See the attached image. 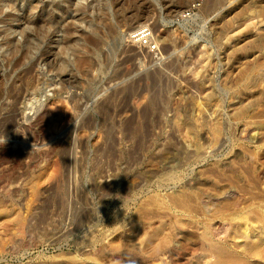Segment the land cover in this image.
I'll return each instance as SVG.
<instances>
[{
    "label": "rangeland",
    "instance_id": "obj_1",
    "mask_svg": "<svg viewBox=\"0 0 264 264\" xmlns=\"http://www.w3.org/2000/svg\"><path fill=\"white\" fill-rule=\"evenodd\" d=\"M47 1L0 0V264L215 259L209 229L230 248L229 213L264 210V0H78L83 37L56 47L64 14L43 44L83 58L63 72L81 87L55 95L59 64L36 61Z\"/></svg>",
    "mask_w": 264,
    "mask_h": 264
},
{
    "label": "bare ground",
    "instance_id": "obj_2",
    "mask_svg": "<svg viewBox=\"0 0 264 264\" xmlns=\"http://www.w3.org/2000/svg\"><path fill=\"white\" fill-rule=\"evenodd\" d=\"M86 5V4H85ZM82 5V2H78V0H76V2H75V0H58V1H55V0H48L47 2H45V3H41L40 2V10H43L46 6L47 7H51L50 9H51V12L50 13H48L49 15H48V18H41L42 20L41 21H39V23L40 24H48L47 26L49 27V29H47L46 28V26H45V28H46V30H45V28L43 27V29H42V32L40 33V34H37L38 36V38H39V40H38V42L40 43V46H38V47H40V52H39V55H38V59H36V61L38 60V63H37V65L39 64V65H41L42 64V66L43 65H47V66H50V68L51 67H53L54 65H56V63L57 64H59L58 62H54V61H56V60H54L53 62L50 60V56H49V53L53 50H56V49H54V47H52V48H47V47H45V46H43V44L45 43V42H48V40L49 39H53L54 40V36L56 37V35L59 33V31L57 32V30L55 29L56 27H57V24H61L62 22H64V20L63 21H61V19L60 18H58L59 16L62 18L63 17V15L64 14H66V15H68V19H66V23H63V24H65V25H63V28H65V29H63L64 31L62 32L61 31V33H62V36H61V34L59 35V40H57L54 44L56 45V47L59 49V50H65V49H67V48H69L70 47V45L71 44H73L74 45V42L76 43L78 40L76 39V38H78V37H83V35L85 34V32H84V30H81V29H79V26L77 27V25L75 24V22L77 21V23H79L80 21H83L84 19H86V18H84L83 20H80L79 21V19H78V17H85L87 14H85L83 11L85 10V9H88V7H89V5ZM69 7H73V11L71 12L70 10L68 11V8ZM70 8V9H71ZM46 9V8H45ZM48 11V10H47ZM74 14H78V16H76V15H74ZM46 16V15H45ZM65 16V15H64ZM47 17V16H46ZM70 17H72V22L71 23H69V21H71V20H69L70 19ZM82 19V18H81ZM138 19V18H137ZM67 20H69V21H67ZM76 20V21H75ZM101 20V21H100ZM79 21V22H78ZM104 21V19H102V17H100V18H98L97 19V24H99L100 25V23H102ZM140 21V20H139ZM83 23V22H82ZM82 23H79L80 25L82 24ZM135 23H136V20H135ZM44 24V25H45ZM39 26V25H38ZM41 26V25H40ZM43 26V25H42ZM65 26V27H64ZM142 27V26H141ZM140 27V28H141ZM89 29H90V32H91V34L89 35V36H87L88 37V39H86V41H88V42H91V43H96L97 41H99V35H98V32H99V28H100V26H97V25H94V26H89L88 27ZM139 29V28H138ZM39 30L41 31V29L38 27V33H39ZM57 35V36H58ZM76 36H78V37H76ZM61 37V38H60ZM58 38V37H57ZM56 38V39H57ZM55 39V40H56ZM75 40H77V41H75ZM127 40V39H126ZM150 40L151 41H154V40H156V38L153 36V35H151V38H150ZM50 42V41H49ZM48 42V45H50V43ZM52 42V41H51ZM160 42V41H159ZM78 43V42H77ZM51 44H53V43H51ZM39 45V44H38ZM46 45H47V43H46ZM54 45V46H55ZM77 45V44H76ZM51 46V45H50ZM57 49V50H58ZM55 52H57V51H55ZM75 52H77V49L75 48ZM53 53V52H52ZM51 53V54H52ZM136 53H134L133 54V56L135 55ZM54 55V54H53ZM55 55H56V53H55ZM55 55H54V57H55ZM57 55H58V53H57ZM137 56H138V54H136ZM75 56V55H74ZM51 59H52V56H51ZM54 59V58H53ZM58 61V60H57ZM65 62L68 64H70V63H72V62H74V63H76V64H74V65H77L78 67H79V64H81L82 62H83V58L82 57H80V56H78L77 54H76V56H75V58H74V60H70V58H69V60L68 59H66L65 60ZM65 62H63V64L61 65V64H59V65H57V66H55V67H57L58 69H57V71H60V73L59 74H57L58 72H56V74L55 75H57V79L58 80H56L55 82H54V84H56L57 86H56V88H55V90L53 91L54 93H53V95H55V94H59V93H61V92H63V91H66V90H68V89H70V86H72V85H76V87H81L80 86V84H81V80L78 78V76L77 75H75V74H73L72 72L70 73V71H68V73L67 74H65V73H63L65 70H66V64H65ZM36 63V62H35ZM38 65V66H39ZM41 66V67H42ZM76 66V67H77ZM54 67V68H55ZM46 68H48V67H46ZM52 69V68H51ZM51 69H48V70H51ZM47 70V69H46ZM70 70V69H69ZM54 71V70H53ZM71 71H73L72 69H71ZM39 74H38V77H37V81L40 83L41 81H44V76L46 75L44 72H38ZM54 77V76H53ZM55 78H56V76H55ZM55 80V79H54ZM59 85V86H58ZM72 90V89H71ZM74 90V89H73ZM76 91V90H75ZM73 92V91H72ZM76 93V92H75ZM72 95V94H71ZM71 95H70V97H71ZM74 95V94H73ZM76 96V95H75ZM74 97V96H73ZM72 98V97H71ZM42 105V108H41V106H40V109H43L44 111H47V112H51V113H53V112H55L56 111V107H50L49 105L47 106L46 105V103H41ZM57 106V105H56ZM247 209V208H246ZM254 209V208H253ZM264 209V208H263ZM233 210V209H232ZM235 210V209H234ZM232 211L231 213H229V216H225L226 215V213H227V211L226 212H224L225 213V215H223L222 217H226V224H227V226H228V228L226 227V229H225V227H224V231L226 232V231H229V233H225V236H226V234H228V236H229V238H234L233 239V241L234 242H232V245L234 244V248L232 247V245H231V247H232V251H229V250H231L230 248H228L227 246H226V243L224 244V239L225 238H227L228 239V237H224V236H222V237H224V239H220L221 238V236H220V238L218 237V235H217V237H216V234L214 233L213 234V231L215 230V229H217V228H213V226L211 225V227L213 228V230L212 229H209V230H211V233L210 232H208L209 234L208 235H205L206 237H207V239H206V242H208V245H206L205 244V248H206V246H207V248L206 249H209L208 250V253H210V252H212V253H214L215 254V256H217L215 259H217V261L220 259L219 257L220 256H222V255H228V258L227 259H225V260H222V258L224 259V257H222L220 260H219V263L218 264H220L222 261H223V263H225L226 262V260H227V264L229 263V264H264V210H260V209H255V210H250V212L248 211V210H246V211H242V209H241V211H237V210H240V209H236L235 211ZM231 211V210H230ZM229 211V212H230ZM248 211V212H247ZM211 212H212V210H211ZM211 212H209V213H211ZM216 214H217V216H218V214H220V213H223V212H220V213H217V212H215ZM212 214H213V212H212ZM211 214V215H212ZM210 215V214H209ZM212 216H214V215H212ZM216 216V217H217ZM219 216H221V215H219ZM215 217V216H214ZM220 218V217H219ZM214 219V218H213ZM215 219H218V218H215ZM222 219V218H221ZM220 219V220H221ZM223 219V220H224ZM222 223V222H221ZM208 224V223H207ZM212 224V223H211ZM225 224V221L223 222V225ZM206 225V224H205ZM204 225V226H205ZM209 225V224H208ZM218 225V224H217ZM222 225V224H221ZM220 225V226H221ZM219 226V225H218ZM219 226V227H220ZM200 227V229H202L201 228V226H199ZM207 227V226H206ZM210 227V228H211ZM204 228V227H203ZM209 228V227H208ZM207 228V229H208ZM219 229H222V228H219ZM208 230V231H209ZM205 231H206V229H205ZM204 231V232H205ZM221 231V230H220ZM219 231V232H220ZM184 232V231H183ZM186 234L188 233V232H185ZM207 233V232H206ZM205 233V234H206ZM222 233V232H221ZM201 235L203 234V232H201L200 233ZM199 234V237L201 236ZM194 236V235H193ZM184 237H186L185 236V234H184ZM190 237V236H189ZM202 237V236H201ZM200 237V238H201ZM204 240H205V238H204V236L202 237ZM201 238V239H202ZM231 239V240H232ZM203 240V241H204ZM221 240H223L222 242L223 243H221ZM230 240V239H229ZM199 242H201V240H199ZM225 242H227L228 243V241H225ZM198 243V242H197ZM201 243H203V242H201ZM200 244V243H199ZM184 245H187L186 243L184 244ZM202 245H204V244H202ZM229 245V244H228ZM183 246V245H182ZM193 246H195L196 248H198L199 246H196V245H193ZM185 248H186V246H185ZM190 249H191V247H189ZM192 248H194V247H192ZM202 249H203V247H201ZM194 250V249H193ZM199 250H201L200 248H199ZM198 249L196 250L197 252L199 251ZM205 249H203V251H204ZM167 251V250H166ZM186 251V250H185ZM195 251V253H197ZM202 251V250H201ZM202 251V252H203ZM210 251V252H209ZM169 252V251H168ZM168 252H165V253H167L168 254ZM183 252V251H182ZM190 252V251H189ZM188 252V253H189ZM201 252V253H202ZM206 252H207V250H206ZM205 251H204V253H206ZM184 253V252H183ZM167 254H166V258L167 257H170L169 255L170 254H168V256H167ZM186 254V253H185ZM207 254V253H206ZM211 254V253H210ZM193 255H195V254H193ZM205 255V254H204ZM204 255L202 256V257H204ZM209 255V254H208ZM211 255H213V254H211ZM227 255H226V257H227ZM196 256V255H195ZM199 256L200 257H198V258H201V255H200V253H199ZM194 257V256H193ZM207 257V256H206ZM205 257V259L207 260H205L206 262H208V260L209 261H211V264L212 263H214V256L211 258L210 256H208L207 258ZM225 257V258H226ZM188 258H189V256H188ZM197 258V259H198ZM210 258V259H209ZM230 258V259H229ZM191 259V258H190ZM204 259V258H203ZM228 259H229V262H228ZM202 259H200V260H197L198 262L197 263H199V261H201ZM173 261V260H172ZM216 261V260H215ZM225 261V262H224ZM168 262V261H167ZM170 262V261H169ZM187 262H189V261H187ZM186 262V264H190V263H187ZM191 262V261H190ZM193 262L194 261H192V264H193ZM206 262H200V264H204V263H206ZM217 262H215V264H216ZM166 264H168V263H166ZM171 264H172V262H171ZM184 264H185V262H184ZM210 264V263H209Z\"/></svg>",
    "mask_w": 264,
    "mask_h": 264
},
{
    "label": "built area",
    "instance_id": "obj_3",
    "mask_svg": "<svg viewBox=\"0 0 264 264\" xmlns=\"http://www.w3.org/2000/svg\"><path fill=\"white\" fill-rule=\"evenodd\" d=\"M199 3L200 2L198 0L193 2L190 10L198 7ZM130 38L132 39V41L144 46L152 53H155V51L158 49L157 45L155 43H152L150 40L151 32L148 26H142L141 28L137 29L130 34Z\"/></svg>",
    "mask_w": 264,
    "mask_h": 264
}]
</instances>
